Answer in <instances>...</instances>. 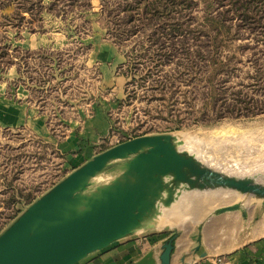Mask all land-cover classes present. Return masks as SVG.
<instances>
[{
    "label": "rangeland",
    "instance_id": "rangeland-1",
    "mask_svg": "<svg viewBox=\"0 0 264 264\" xmlns=\"http://www.w3.org/2000/svg\"><path fill=\"white\" fill-rule=\"evenodd\" d=\"M2 7L0 106L26 105L57 141L65 122L99 111L109 123L99 154L169 134L203 166L264 185V0H0ZM55 144L32 125L0 118V236L67 177ZM120 165L96 184L111 182ZM216 193L236 195L254 237L264 235L263 201L222 188L183 191L173 205L179 216L162 217L165 230L210 222L235 204L206 200Z\"/></svg>",
    "mask_w": 264,
    "mask_h": 264
},
{
    "label": "water",
    "instance_id": "water-1",
    "mask_svg": "<svg viewBox=\"0 0 264 264\" xmlns=\"http://www.w3.org/2000/svg\"><path fill=\"white\" fill-rule=\"evenodd\" d=\"M116 163L119 175L97 185L96 178ZM220 188L255 195L264 204V185L203 166L177 149L174 136L135 138L95 156L32 203L0 236V264H78L155 229L162 209L171 208L183 191ZM228 212L247 216L239 203L216 214ZM173 241L157 258L151 251L136 264H171Z\"/></svg>",
    "mask_w": 264,
    "mask_h": 264
},
{
    "label": "crops",
    "instance_id": "crops-1",
    "mask_svg": "<svg viewBox=\"0 0 264 264\" xmlns=\"http://www.w3.org/2000/svg\"><path fill=\"white\" fill-rule=\"evenodd\" d=\"M7 8L9 7L0 8V18H5ZM1 104L0 118L5 119L7 126L19 128L26 124L32 125L36 128L38 136L47 143L56 142L55 145L63 156L61 163L65 172H68L66 176L99 154L109 132V123L98 111L92 117L70 120L72 127L69 126L70 123L65 122L69 131L61 136V141H57L46 119L36 117L33 110L28 109L26 105L14 104L8 99L2 100ZM228 196L226 198L225 194L216 193L208 196L206 200L234 202L238 199L231 193H228ZM188 201L192 203L195 200L189 198ZM235 204H238L237 201ZM245 205L253 211L257 203L247 199ZM173 209L174 206L165 209L166 221L178 217L179 210ZM232 213L238 212L215 214L210 222L197 226L189 224L170 230H165V222L163 218H159L155 230H141L90 255L78 264H136L151 251L155 252L157 258L162 253L164 244L171 239H174L171 264H264V235L254 237L255 227L245 222L247 213L246 217L241 213L242 218L232 217ZM259 227L256 226L258 229ZM260 231L264 233V224L261 225Z\"/></svg>",
    "mask_w": 264,
    "mask_h": 264
},
{
    "label": "bare ground",
    "instance_id": "bare-ground-1",
    "mask_svg": "<svg viewBox=\"0 0 264 264\" xmlns=\"http://www.w3.org/2000/svg\"><path fill=\"white\" fill-rule=\"evenodd\" d=\"M234 195V194H233ZM234 198V197H233ZM179 216V215H178Z\"/></svg>",
    "mask_w": 264,
    "mask_h": 264
}]
</instances>
